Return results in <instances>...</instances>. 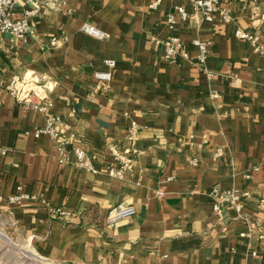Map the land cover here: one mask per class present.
<instances>
[{
	"label": "crops",
	"instance_id": "crops-1",
	"mask_svg": "<svg viewBox=\"0 0 264 264\" xmlns=\"http://www.w3.org/2000/svg\"><path fill=\"white\" fill-rule=\"evenodd\" d=\"M67 1L71 14L42 10L26 40L1 37L0 86L14 76L45 83L70 150L60 163L56 141L34 134L44 113L0 89V146L7 150L0 193L25 195L0 201L6 232L55 264H264V50L235 34L252 33L264 47V0H219L233 15L229 22L220 11L203 21L192 0ZM177 6L185 7V20ZM83 23L109 37L85 34ZM172 35L185 43L188 60L164 58L162 43ZM195 39L209 44L211 77ZM106 59L117 63L109 83L94 79L108 69ZM133 122L139 139L124 179L75 164L74 146L100 167L115 163L110 149L127 148ZM216 186L248 193L241 218L229 204L220 215L213 211ZM119 203L136 213L107 224ZM50 207L66 214L52 215ZM253 223L261 230L243 235Z\"/></svg>",
	"mask_w": 264,
	"mask_h": 264
},
{
	"label": "built area",
	"instance_id": "built-area-1",
	"mask_svg": "<svg viewBox=\"0 0 264 264\" xmlns=\"http://www.w3.org/2000/svg\"><path fill=\"white\" fill-rule=\"evenodd\" d=\"M158 0L157 2H159ZM157 2L153 6L157 5ZM192 5L197 11L203 21L212 22L214 20L215 13L220 11L222 19L225 22L232 20V13L229 9L219 7V0H192ZM18 0H0V41L3 34H10L18 39L26 40L32 29L33 19L39 17L42 10L58 11L64 14H71L73 9L69 5L67 0H24L20 13H17ZM176 14L182 19L187 18V11L183 6L176 7ZM175 14L168 16V24L171 28L175 26ZM81 31L87 35L95 37L97 39H106L109 34L102 29L96 27L91 23H83ZM236 36L242 39L248 40L256 51L262 52L264 47L258 44V37L252 33L242 30L236 31ZM58 39L51 41L52 45H56ZM164 58L170 63H178L180 59L188 60L190 58L189 51L187 50L185 43L175 35H172L163 41ZM193 45L198 49V60L203 69L209 77L213 75L211 71L207 69L206 60L209 54V44L206 41L199 39L193 40ZM104 64L108 68L104 71H97L94 74V79L97 81L109 83L112 80V69L116 67V61L114 59H106ZM0 89H5L19 104H21L27 110H36L44 113L45 124L35 131V136L39 137L42 134H46L53 138L58 147V161L60 163H67L69 160V148L66 145L64 135L60 129L62 117L60 114L54 113L51 109L52 103L46 95L47 86L42 83L38 78H20L17 76L12 77ZM213 97L218 98L220 94L214 91ZM140 126L133 122L127 131V148L118 150L115 146L111 147V152L114 156V162L112 164H105L100 167L97 165L93 155H91L85 149L74 146L72 152L75 157V164L92 173L100 174L105 173L111 177L124 179L126 171L133 163L134 147L139 139ZM75 138V135H71ZM7 150L0 146V155H5ZM223 150L218 149V153L222 154ZM192 163L196 164L197 159H192ZM158 196L162 197L164 193L162 191L157 192ZM248 193H240L238 191L222 192L218 186L214 187L211 191V196L214 199L213 211L218 215L221 213L222 207L229 204L232 206L239 218L242 217L241 201L242 197L247 196ZM25 195H12L4 198L0 193V201H5L7 204H14L22 201ZM52 215H64L65 211L58 207H50ZM136 213L135 208L132 205L126 203H119L113 207L107 215V224L112 225L119 220L131 217ZM0 224L4 227L6 224L5 218L0 217ZM262 225L260 223H253L250 226L251 231H247L243 235L251 236V232L261 230ZM258 238L263 239L264 235L259 233Z\"/></svg>",
	"mask_w": 264,
	"mask_h": 264
},
{
	"label": "rangeland",
	"instance_id": "rangeland-1",
	"mask_svg": "<svg viewBox=\"0 0 264 264\" xmlns=\"http://www.w3.org/2000/svg\"><path fill=\"white\" fill-rule=\"evenodd\" d=\"M11 245H14L11 246ZM0 264H55L38 256L28 243L17 241L0 224Z\"/></svg>",
	"mask_w": 264,
	"mask_h": 264
},
{
	"label": "bare ground",
	"instance_id": "bare-ground-1",
	"mask_svg": "<svg viewBox=\"0 0 264 264\" xmlns=\"http://www.w3.org/2000/svg\"><path fill=\"white\" fill-rule=\"evenodd\" d=\"M11 246H13V247H14V245H11Z\"/></svg>",
	"mask_w": 264,
	"mask_h": 264
}]
</instances>
